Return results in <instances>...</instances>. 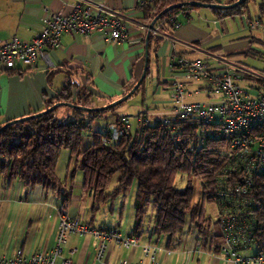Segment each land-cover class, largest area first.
<instances>
[{
  "label": "trees",
  "instance_id": "obj_1",
  "mask_svg": "<svg viewBox=\"0 0 264 264\" xmlns=\"http://www.w3.org/2000/svg\"><path fill=\"white\" fill-rule=\"evenodd\" d=\"M140 1L143 4L138 8L150 23L163 10L179 3L197 1L230 5L238 0ZM251 1L256 0H246L229 9L210 10L216 20L247 16ZM199 8L184 6L163 16H176L180 23V15L187 16ZM258 10V17L264 16V4H259ZM164 28L174 30L169 24L162 26L159 32ZM161 41L160 36H149L148 48L150 49L151 42L157 47ZM253 42L261 43L252 38L251 43ZM219 49L216 46L211 51ZM244 54L253 55L249 52ZM148 75L149 64L146 76L135 93L141 89ZM243 80L254 85L260 84L253 74L245 73ZM58 102L94 108V100L86 88L71 83L70 80L62 88L56 99V103ZM54 104L48 103L44 110ZM114 109L88 112L73 108L68 119L62 122L57 120L54 110L35 119L8 125L0 131V179L18 181L27 187L41 186L46 191L60 193L63 185L56 178L55 164L59 152L69 150L80 159L82 190L91 199L88 226L94 227L93 221L100 206L126 193L136 181L137 191L133 204L135 217L131 235L140 237L146 208L151 204L154 222L150 239L154 238L158 243L160 238L166 237L165 247L171 249L179 242L178 238L188 223L196 230V244L206 251L217 253V246L224 237L221 230L222 215L213 222L204 208L205 204L216 203L220 213L226 211L233 220L238 221L235 228L244 240L241 251L253 247L258 253L264 249V171L252 176L251 186L245 195H236L234 188L240 183L242 173L229 170L233 161L228 142L210 139L193 142L198 125L192 118L175 123L170 128L161 121L141 124L134 133L124 126L123 118H117L108 123L103 131L92 133L91 145L80 152L83 134L89 130L92 121L103 118L106 112ZM110 127H116L121 135L117 140L105 144ZM116 174L120 175L117 188L107 194V185ZM178 174H184L188 178L183 189L174 186ZM191 177L200 180L202 196L198 203L193 201ZM64 198V206L68 208L69 198Z\"/></svg>",
  "mask_w": 264,
  "mask_h": 264
},
{
  "label": "crops",
  "instance_id": "obj_2",
  "mask_svg": "<svg viewBox=\"0 0 264 264\" xmlns=\"http://www.w3.org/2000/svg\"><path fill=\"white\" fill-rule=\"evenodd\" d=\"M80 1L102 4L107 10L116 13L126 26L127 42H106L100 32H95L88 37L65 34L61 37L59 48L47 51L49 65L39 59L30 68L16 65L13 70L9 71L0 67V126L23 116L43 112L48 103H56L67 80L85 87L94 100V108H99L124 96L125 92L131 89L141 77L144 68L146 36L151 22L144 19L143 13L138 8L140 0H0V40L17 38L21 42H30L33 35L43 26L46 13L61 10L69 14ZM259 4H264V0L251 1L248 5L249 19L246 15L241 16L245 30H248V21L264 18V16L258 17ZM82 7H85L84 3ZM90 8L93 12V7ZM180 16L182 17L178 18L183 20L178 30L164 28L159 32L162 41L157 47L154 42H151L149 49L148 38L149 65L151 55L155 64L160 68L161 59L169 60L171 53L175 52L187 59L186 56L196 55L204 50L203 44L200 45L198 41L202 37L198 36L190 25L192 20L190 14ZM150 36L153 34L151 33ZM191 42H196L197 45ZM170 73L171 75L162 82L159 79L156 82L153 79L149 81V69V75L140 89L143 91V96L152 93L151 108L155 112L160 108L164 111L160 116L155 115L153 111V115L147 114L153 120L159 118L160 121L161 117L170 111L169 97L163 98L165 96L162 95V91L169 92L170 81L173 75L178 74L171 70ZM159 76L160 71L158 70ZM177 76L183 80L179 74ZM181 82L184 84L185 81ZM74 92L75 89H73ZM126 127L130 130V125L127 124ZM91 143V135L89 138L82 137L80 152ZM79 160L69 150L63 149L59 152L55 164V175L59 183L63 185L60 193L46 191L41 186L27 187L18 181L8 182L0 179V256L9 257L15 249H20L28 256L49 251L55 243L57 210L62 197L68 196L69 198L67 208L69 215L82 220L81 216L86 211V206L82 211L81 204L85 202L89 207L91 199L82 190ZM237 225L238 221L235 220L232 225L235 233L238 232L235 228ZM114 228L117 230V227ZM183 230L184 232L182 231L178 238L179 242L175 243L171 249L165 247L166 240H164V245H160L159 242L150 238L146 239L140 248L150 245L173 252L181 243V238H185L184 250L181 254L186 256V260L181 255L176 258L174 254L170 257L161 254L158 257L159 264H184V262L185 264H200L199 260L194 261L193 259L195 254L200 253L208 257L207 264H227L217 255H213L216 253L206 251L196 244V230L192 225L186 224ZM67 244L66 242L64 246ZM115 248L118 247L110 244L103 262L99 263L95 260L94 248L86 238L84 241L72 242L67 250V257L64 258H70L73 264H117L119 260L124 259H117L113 256ZM72 249H75V253L70 255L69 251ZM135 252L134 249L127 256V261L131 264L144 260L142 255L138 260H134ZM60 261L61 259H58L56 264H60Z\"/></svg>",
  "mask_w": 264,
  "mask_h": 264
},
{
  "label": "built area",
  "instance_id": "obj_3",
  "mask_svg": "<svg viewBox=\"0 0 264 264\" xmlns=\"http://www.w3.org/2000/svg\"><path fill=\"white\" fill-rule=\"evenodd\" d=\"M82 3L85 7H82ZM143 2L139 1V6ZM93 7V12L91 8ZM172 25L174 30L180 28L176 16H161L154 24L152 34L159 36V29ZM249 31L264 30V18L247 22ZM95 32L103 34L106 42H127V29L120 17L107 10L102 4L80 1L69 14L61 10L46 13L43 26L36 32L30 42H21L17 38L0 40V67L13 70L16 65L33 67L39 59L49 65L47 51L59 48L61 37L65 34L91 36ZM168 67L186 80L205 81L208 86L192 94H186L178 74L173 75L169 84L170 111L161 117V123L171 127L184 119L192 118L198 125L193 142L204 140H226L231 151V170L242 173L240 183L234 188L236 195H245L251 186L254 174L264 171V72L254 77L260 84L242 87L239 85L246 72L234 69L225 63L216 67L202 61H190L177 53L169 56ZM202 93L209 97L218 95L215 103L185 102L186 98ZM124 126L128 124L123 118ZM138 122L150 124L147 118L140 116ZM127 128V127H126ZM121 131L110 127L104 142L109 144L117 140ZM178 140V139H177ZM64 197L57 210V224L54 246L47 252L26 255L15 249L9 257L0 256V264H73L70 258L62 257V246L69 235L88 236L94 248L95 260L102 263L110 244L125 250H134L139 246V237L130 235L123 238L116 228H94L78 218L71 217L64 206ZM188 225V223H187ZM233 225V223H232ZM227 224L222 242L217 246L218 255L227 264H264V249L251 256L242 254L244 240L241 234L234 232L233 226ZM143 261L137 264H159V255L170 257L173 252L167 249L146 245L141 248ZM75 249L69 251L70 255ZM117 264H131L119 260Z\"/></svg>",
  "mask_w": 264,
  "mask_h": 264
},
{
  "label": "rangeland",
  "instance_id": "obj_4",
  "mask_svg": "<svg viewBox=\"0 0 264 264\" xmlns=\"http://www.w3.org/2000/svg\"><path fill=\"white\" fill-rule=\"evenodd\" d=\"M249 7H250V11L252 12V5L250 4ZM189 14L192 19L190 25L192 26V29L197 33V35L202 37L198 41L200 45L203 44L202 48L204 50H201V53H198L196 55L186 56L187 59L200 60L202 62L208 63L209 65H212L213 67H216L218 64L225 63L232 68L233 67L240 68L242 69V71L253 75H259L262 72H264V30L262 29H259L257 31L245 30L242 22L243 19L242 17H238V16L234 18H226L218 22L214 18L211 10L207 8H199L197 10L191 11ZM178 19L180 22L183 20L182 18H178ZM216 22H218L219 25L216 24ZM221 31H223V33ZM252 38L259 40L261 43L259 42L251 43ZM195 43H193V45H195ZM216 46H219L220 49L217 51H211V48ZM244 52H249L253 55L246 56ZM168 61H169L168 59L165 60L164 58H162L159 68L155 64V60L151 55L150 65H149V69H150L149 81L153 79V81L156 82V80L159 79L162 82V80L167 79L168 76L171 75L170 69H168ZM158 70L160 71L159 77H158ZM178 80L180 82L185 81L184 84L182 82L181 83L183 85V89L186 92V94H192L195 91L201 92L203 88H206L208 86V84L203 80L200 81H195L190 79L181 80L179 78ZM239 85L242 87H246L252 84L245 82L244 80H240ZM149 91L151 92L150 88ZM162 95L165 96L163 98H167L170 95V93L168 91L166 92L162 91ZM151 98H152V93H148V96H143V91L139 90L137 93L133 94L129 99H127L120 105L114 107L115 109L113 111L106 112L103 115V118L101 117V119L93 120L89 130L84 132L83 137L89 138V136L92 133L101 132L105 124L107 125L108 122L114 121L118 117L127 118L128 125H130L129 131L131 133H134L135 130L138 129V126L141 125L140 123H138V117L140 116H145V118H147L150 124H154L158 122L159 118L157 120L155 119L153 120L150 116H147V114L153 115V113L155 115L160 116V114L164 113V111L161 108L157 112H155L154 109L151 108V100H152ZM191 98H192L191 100L190 99L188 100V98H186L187 101L185 100V102L215 103L220 99L218 95L212 94L211 96L207 97L202 93H199L198 95H194ZM72 112H73V107L61 106L56 108L54 115L59 122H62V121H66L68 119L67 117L71 115ZM78 164L79 165L81 164L80 160ZM119 176H120L119 174H116L111 179V181L109 182L106 188L107 194L112 193L117 188V181ZM187 179L188 178L186 175L178 174L174 183L175 188L177 189L185 188L187 185ZM190 181L194 188L193 201L194 203H198L202 196V188H201L200 180L196 177H191ZM136 191H137V183L136 181H134L126 193L121 194L114 200L108 201L106 204L100 206V209L93 221L94 227L96 228L117 227L118 233L123 238L129 236L133 228V222L135 217L133 204H134ZM85 201H87V199ZM81 206H82V211L84 209V206H86V211L83 213L81 217L83 222L88 223V221L90 220L91 205L89 203V207H87L85 202H82ZM110 208H112L111 211ZM204 208L207 215L212 219L213 222L217 221L220 215H222L221 216L222 234L226 230V225L227 224L232 225V223L235 221L233 220L232 216L227 214L228 212L223 211V213H220L219 205L216 203L205 204ZM153 222H154V211L152 205L149 204L146 208V216L140 234L139 247L135 249L136 255L134 260H138L141 257L142 254L140 247L143 245V243H145L146 239L150 238L151 230L153 228ZM86 238L88 239L90 244V239L88 236L69 235L67 239V243H68L67 246H62V250H63L62 257H67V250L69 249V246L72 242H80L81 240L84 241ZM184 239L185 238H181V243L176 249L173 250V254L176 255V258L177 256L181 255L183 259L186 260V256L184 254H181V252L184 250L183 247ZM153 240L155 239L153 238ZM164 240H166V237L160 238L159 244L164 245L165 242ZM130 252L131 250H125L123 248L118 247L114 249L113 256L117 257V259L122 258L124 260H127V256ZM256 252L257 250L252 247L248 250L242 251V254L245 256H251L254 255ZM217 257L221 259L220 256L217 255ZM207 258L208 257L206 256V254L200 253L199 255L195 254L193 259L194 261L199 260L200 264H207Z\"/></svg>",
  "mask_w": 264,
  "mask_h": 264
},
{
  "label": "water",
  "instance_id": "obj_5",
  "mask_svg": "<svg viewBox=\"0 0 264 264\" xmlns=\"http://www.w3.org/2000/svg\"><path fill=\"white\" fill-rule=\"evenodd\" d=\"M246 0H238L233 4L230 5H222V4H206V3H202V2H197V1H190V2H184V3H179L173 6H170L168 8H166L165 10H163L161 13H159L149 24L148 26V31H147V36H146V46H145V59H144V68H143V72L141 74V77L139 78V80L136 82V84L131 88V90L126 93L124 96H122L121 98H119L118 100H116L115 102H112L106 106L103 107H99V108H83V107H79V106H74L72 104H68V103H64V102H58L55 103L54 105H52L51 107H49L48 109L44 110L43 112H39L36 114H31L28 116H23L21 118H18L16 120H12L9 122L4 123L1 127H0V131L4 128H6L8 125H11L13 123H18V122H23V121H27L30 119H35L38 117H41L42 115H46L49 114L50 112L56 110V108L61 107V106H68V107H73V108H77L79 110H84V111H88V112H102V111H106L108 109L114 108L118 105H120L121 103H123L124 101H126L127 99H129L134 93L135 91L140 87L142 81L144 80L145 76H146V71H147V67H148V52H147V41L148 38L153 30L154 24L156 23V21L163 16L164 14L168 13L169 11L173 10V9H177V8H181L184 6H197L200 8H207V9H229L232 7H236L239 4L243 3Z\"/></svg>",
  "mask_w": 264,
  "mask_h": 264
}]
</instances>
